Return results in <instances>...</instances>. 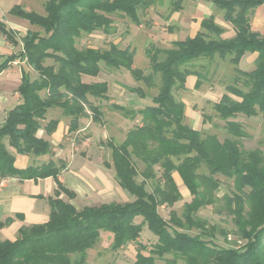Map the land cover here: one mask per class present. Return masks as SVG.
<instances>
[{"label":"trees","instance_id":"obj_1","mask_svg":"<svg viewBox=\"0 0 264 264\" xmlns=\"http://www.w3.org/2000/svg\"><path fill=\"white\" fill-rule=\"evenodd\" d=\"M42 1L44 13L20 4L9 11L39 28L28 30L21 39L0 20V33L14 46H21L2 58L0 74L14 62L22 64L17 89L21 103L7 112L0 125V179L53 177L57 187L48 197L47 222L24 226L15 240L0 241V264H87L89 250L105 232L112 234L114 251L136 243L131 264H156L157 258L165 264H264V154L260 148L242 147L243 139L250 135L238 120L240 116H264V34L251 25L253 12L264 0H211L233 26L234 37H222L225 29L213 15L204 18L202 30L194 36L173 41L168 48L147 46L148 74L134 67L136 51L129 47L112 42L107 49L79 48L78 42L97 31L112 34L116 14L139 25L140 12L149 9L154 0ZM180 3H173V12L179 11ZM255 52V69L242 70V58ZM216 58L227 60L234 72L226 93L212 105L215 117L224 122L227 135L223 140L216 133L187 124L186 104L175 96V90L186 91L191 75L197 77L195 88H200L206 80L203 69L208 71L202 61ZM103 64L113 70L125 69L136 82L158 91L151 103L139 110L110 104L127 119L141 117V123L129 129L123 141L109 138L103 142L111 151L106 167L114 170L118 185L133 200L78 208L72 203L77 194L59 180L64 162L50 160L18 168L8 145L21 155L52 154L51 142L37 136L40 129L47 135L57 130L61 117L44 123L50 110L59 109L61 116L70 119L68 132L80 129L88 111L94 122H102L103 110L91 98H109V84L95 80ZM27 67L37 76L32 78ZM129 90L141 99L149 96L141 86ZM207 119L211 118L204 116V124ZM174 173L179 174L191 199L185 202L182 215L171 210L167 219L160 208L173 207L183 199ZM220 176L232 182L231 192L221 199L217 196ZM209 206L229 217L234 229L201 218L199 211ZM12 221L0 220V229ZM144 228L156 238L151 246L139 241ZM230 233L236 241L228 239ZM220 237L229 246L220 244Z\"/></svg>","mask_w":264,"mask_h":264},{"label":"rangeland","instance_id":"obj_2","mask_svg":"<svg viewBox=\"0 0 264 264\" xmlns=\"http://www.w3.org/2000/svg\"><path fill=\"white\" fill-rule=\"evenodd\" d=\"M175 1L177 0H154L149 9L140 12L141 23L139 25L128 17L116 14L113 16L114 23L112 34L108 35L102 31H97L91 35H86L79 40L78 47L91 46L99 49H107L112 42L117 43L122 48L129 47L136 51L134 67L140 68L144 73L148 74L151 72V68L145 54L147 46L154 44L161 48H168L172 46L174 39L183 40L187 36H194L197 32L198 21L201 18L200 11L204 10V8L200 6L203 0H181L180 11L173 12V3ZM23 7L27 10L44 13L42 0H25V5H23ZM7 16L10 19L15 18L10 14L6 15V17ZM20 20L26 23L21 26H14L18 31L17 36L19 39L25 36L28 30H39L38 27L30 25L27 21ZM251 22L255 30L264 33V10L257 9L251 18ZM7 25L11 27L9 24ZM0 40L1 46L5 47L4 49L3 47L0 48V52L11 51L16 53L21 48V46H14L6 42L2 35H0ZM202 63H205L208 71L203 69V72L206 73V80H204L201 87L193 91L175 90V96L178 100L184 101L189 108V119L186 120L187 124L205 132L216 133L219 135L220 139L223 140L227 135L224 129V122L215 117L212 104L213 100L219 98L221 91H226V85L231 83L234 75L233 66L230 65L227 60H221L220 58H216L212 62L208 60L202 61ZM20 66H22V64L18 62L11 65L18 74V79L20 78ZM102 66L103 70L95 80L106 81L109 84V98L108 100H95L91 98V101L100 105L103 110L102 122H94L91 112H88V117L83 118L81 122V126L84 124L87 128L84 131V135L86 134L85 136L87 138L92 137L93 143L90 144L91 146H93L94 143H97L99 146L101 140L106 142L109 138H113L119 143L124 140L129 129L141 123L140 116H137L134 120H130L122 113L112 110L110 107L112 101L139 110L150 104L152 97L156 95L158 91L157 88L149 89L144 82H136L130 72L125 69L113 70L106 68L104 64ZM27 68L32 78L37 76L29 67ZM241 68L247 70L245 64H242ZM4 76L7 77V74L0 75V100L3 99L2 101H4L5 97L14 98L16 95V83L12 84L10 88H5L4 85L2 86ZM157 83L159 84L158 80ZM136 86H141L145 89L149 96L146 99H141L136 93H132L129 90V87ZM51 112L52 113L49 112V115L59 117V110ZM204 116H206V118H211L207 119L205 124L203 123ZM238 120L243 122L245 130L250 135L249 138L243 139L242 147L246 150L260 148L264 154V116L262 114L252 118L240 116ZM89 122L90 125L88 124ZM104 149V156L110 160V149L105 146ZM220 178L222 184L217 192V196L221 199L225 194L231 192L232 182L225 177L220 176ZM138 180H142L141 177H139ZM178 186L183 195V199L173 207L162 206L160 208L161 214L167 219L170 216L171 210H175L178 215H182L185 202L191 199V195L183 183H179ZM148 190H150L149 187ZM131 200H133V196L121 188L115 193L113 199V201L116 202ZM220 205H223V201ZM198 215L228 230L234 229L231 219L225 214L216 213L212 206L201 209ZM140 221L141 218H138L137 222ZM228 239L232 242L236 241V237L233 233H230ZM139 241L146 246H151L156 241V238L147 228H144ZM111 242V235L103 233L98 244L93 249L89 250L87 264H131L135 261L136 243L127 244L121 249L114 251L111 249ZM219 243L229 246L222 237L219 238ZM237 243L239 245L242 244L241 241ZM156 264H165V260L157 258ZM180 264L184 263L180 262Z\"/></svg>","mask_w":264,"mask_h":264},{"label":"crops","instance_id":"obj_3","mask_svg":"<svg viewBox=\"0 0 264 264\" xmlns=\"http://www.w3.org/2000/svg\"><path fill=\"white\" fill-rule=\"evenodd\" d=\"M18 4L22 6L25 5V0H0V20L4 21L6 24H9L11 26L10 28L14 29L15 31L17 30L14 28V26L25 25L26 22L21 21L20 18L15 16L14 19H10L8 16L6 17V15L10 14L9 11L11 8ZM200 6L203 7L204 10L200 11L201 18L198 21L197 32L202 30L201 21L204 18L213 15L215 17L216 23L225 29L222 37H234L235 31L233 26L224 20L222 12L214 6L211 0H203V3H201ZM257 9L264 10V5L258 7ZM252 29L257 31L253 28V26ZM0 35L2 34L0 33ZM3 38L10 44L5 36H3ZM176 40L177 39H174L173 41ZM2 47L3 46H1L0 40V48ZM4 48L5 47H3V49ZM12 53L15 52H0V60H2L3 55L5 57L11 55ZM257 57L258 53L256 52L247 53L240 62V68L242 64H245L247 66V70L241 68L242 70L251 71L255 69ZM19 72V79L17 78L18 74L16 73L14 67L11 66L0 74H7V77L4 76V82H2V86L4 85L5 88H10L12 84L16 83L15 97H5L4 101H2L3 99L0 100V125H2L4 122L7 112L21 103L20 95L17 92V89L21 83V69ZM196 80L197 77L194 75H191L187 78L186 91H193L196 89ZM220 93L221 94L219 98L213 100V104L218 102L223 94L226 93V91H221ZM233 98L240 100L235 96ZM112 103L115 102L112 101L111 104ZM94 104L96 105V103ZM188 109L189 108L186 105V120L189 119ZM58 110L59 109L50 110L49 112L52 113L51 111ZM59 117H61V121L57 130L52 135H47L44 129H40L37 133L38 137L44 138L51 142L53 146L52 154H46L42 156H36L33 154L21 155L17 153L14 147L8 145L9 151L15 157V165L18 168H26L30 165H41L43 163L49 162L50 160H54L56 162L62 161L65 163L66 167L60 173L59 180L67 188L73 190L77 194L72 203H74L78 208L86 205H99L102 203L116 202L113 201V199L115 193L120 190V186H118L116 181L114 170L106 167L104 163L105 161L109 160L104 156L105 145L103 141L101 140L99 142V146L97 143H94L93 146H91L90 144L93 143V140L92 137L87 138L85 136L86 134L84 135V131L87 129L84 124L77 131L68 132L70 119L61 116V112L59 113ZM52 118H58V116H51L48 113L47 119L44 120V123L48 122ZM88 124L90 125V122ZM174 178L178 185L179 183H183L178 173H174ZM6 179L10 181L4 185L0 184V220L4 221L7 218H13V221L9 225L0 229V241L7 239L13 241L17 238L20 228L33 224L45 223L49 220L50 205L48 203V197L54 194L57 183L53 177L39 179L37 181L20 180L16 177H8ZM1 180L2 179H0V181ZM105 233L111 235L112 238L111 233Z\"/></svg>","mask_w":264,"mask_h":264},{"label":"built area","instance_id":"obj_4","mask_svg":"<svg viewBox=\"0 0 264 264\" xmlns=\"http://www.w3.org/2000/svg\"><path fill=\"white\" fill-rule=\"evenodd\" d=\"M9 181H10V180L4 178V179H2V180L0 181V184H1V185H4V184L8 183Z\"/></svg>","mask_w":264,"mask_h":264}]
</instances>
